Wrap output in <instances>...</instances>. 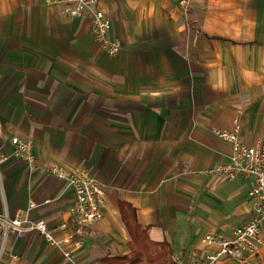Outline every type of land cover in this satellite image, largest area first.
Returning a JSON list of instances; mask_svg holds the SVG:
<instances>
[{
    "label": "crops",
    "instance_id": "obj_1",
    "mask_svg": "<svg viewBox=\"0 0 264 264\" xmlns=\"http://www.w3.org/2000/svg\"><path fill=\"white\" fill-rule=\"evenodd\" d=\"M179 1L99 0L120 44L109 57L89 17L69 16L63 0H0V220L22 213L49 230L65 224L57 239L74 230L73 190L45 171L54 165L86 169L105 188L78 264L130 255L120 203L172 264L202 263L205 234L227 237L250 222L249 178L196 174L229 162L230 146L211 130H237L246 145L264 138V0ZM14 137L31 142L34 169L12 155ZM260 261L264 248L216 264ZM0 264L63 257L36 231L7 228Z\"/></svg>",
    "mask_w": 264,
    "mask_h": 264
},
{
    "label": "built area",
    "instance_id": "obj_2",
    "mask_svg": "<svg viewBox=\"0 0 264 264\" xmlns=\"http://www.w3.org/2000/svg\"><path fill=\"white\" fill-rule=\"evenodd\" d=\"M45 1L50 4L54 0ZM63 1L67 5L66 13L69 16L87 15L89 17L94 42L107 56L114 57L120 50V44L116 39L109 38L110 22L101 11L96 9L99 0ZM186 3L184 0L179 1L182 8H185ZM210 133L217 140L230 146L229 162L198 172L196 175L202 177L216 175L228 182L240 177L249 178L248 196L252 201L251 220L243 226L234 228L227 237L217 236L212 232L205 234L200 240V244L206 249L204 261L200 263L192 258L182 264H216L220 259L245 262L256 257L260 249L264 248V138H258L252 145H246L240 140L237 130L213 129ZM11 145L14 158L25 162L30 169H34L31 142L14 137L11 138ZM6 159L1 157L0 162ZM45 171L64 179L73 190L74 202L69 215L71 222L75 225L74 230L61 239H57L54 237V232L64 229L65 224L49 230L44 220L30 222L22 213L16 214L12 219L2 217L0 229L10 228L16 233L36 231L49 246L61 252L63 264H78L76 256L82 249V229L103 218L106 208L105 188L83 168L65 172L53 165ZM32 208L34 204H30L29 210ZM259 264H264V261H260Z\"/></svg>",
    "mask_w": 264,
    "mask_h": 264
},
{
    "label": "trees",
    "instance_id": "obj_3",
    "mask_svg": "<svg viewBox=\"0 0 264 264\" xmlns=\"http://www.w3.org/2000/svg\"><path fill=\"white\" fill-rule=\"evenodd\" d=\"M119 211L130 236V255L107 258L104 260V264H117L119 262H128L127 264H172L169 259L170 254L164 244L145 242V230L136 223L134 210L128 204L120 203Z\"/></svg>",
    "mask_w": 264,
    "mask_h": 264
},
{
    "label": "rangeland",
    "instance_id": "obj_4",
    "mask_svg": "<svg viewBox=\"0 0 264 264\" xmlns=\"http://www.w3.org/2000/svg\"><path fill=\"white\" fill-rule=\"evenodd\" d=\"M128 262H119L117 264H127ZM143 264V263H142Z\"/></svg>",
    "mask_w": 264,
    "mask_h": 264
}]
</instances>
